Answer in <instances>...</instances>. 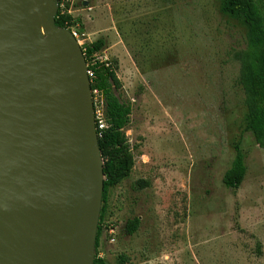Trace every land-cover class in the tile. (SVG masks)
<instances>
[{
	"label": "rangeland",
	"instance_id": "374dc122",
	"mask_svg": "<svg viewBox=\"0 0 264 264\" xmlns=\"http://www.w3.org/2000/svg\"><path fill=\"white\" fill-rule=\"evenodd\" d=\"M264 9V0L259 1ZM222 0H76L131 106L129 178L110 188L98 255L108 264H264V148L242 134L245 175L226 188L246 112L247 26ZM139 227L126 234V221Z\"/></svg>",
	"mask_w": 264,
	"mask_h": 264
},
{
	"label": "water",
	"instance_id": "95a60500",
	"mask_svg": "<svg viewBox=\"0 0 264 264\" xmlns=\"http://www.w3.org/2000/svg\"><path fill=\"white\" fill-rule=\"evenodd\" d=\"M57 9L0 0V264L94 259L103 163L86 60Z\"/></svg>",
	"mask_w": 264,
	"mask_h": 264
},
{
	"label": "trees",
	"instance_id": "16d2710c",
	"mask_svg": "<svg viewBox=\"0 0 264 264\" xmlns=\"http://www.w3.org/2000/svg\"><path fill=\"white\" fill-rule=\"evenodd\" d=\"M58 4L55 16V24L59 28H66L78 18L61 10L59 4L62 0H55ZM260 0H222L221 10L223 14L242 21L247 30L245 33V46L240 51V73L238 82L245 93L246 112L243 118V128L234 142L232 148L235 152L230 167L224 172L222 183L226 188H237L245 175L243 153L240 148L242 134L251 132L256 143L264 148V9ZM105 45L102 38L86 44L82 47L88 64V69L93 71V77H88L91 96L96 90L101 95L106 127L97 130V143L102 158L103 189L101 207L98 217V226L94 243V259L92 264H108L97 253L99 236L105 217L106 203L110 188L129 178L134 157L131 147L125 135V129L130 122L131 106L122 102L115 94L121 87V82L116 75V65L105 66V63H90L93 56L99 53ZM140 224L137 217L126 221L124 230L126 234L133 235ZM127 257L119 256L117 264H126Z\"/></svg>",
	"mask_w": 264,
	"mask_h": 264
},
{
	"label": "built area",
	"instance_id": "2783aa9c",
	"mask_svg": "<svg viewBox=\"0 0 264 264\" xmlns=\"http://www.w3.org/2000/svg\"><path fill=\"white\" fill-rule=\"evenodd\" d=\"M75 1L76 0H62L59 4V7L61 10L63 11L66 10L68 14L73 16ZM66 29L70 31V33L76 39V41L80 44L81 49H82V47L85 46L84 42L86 40L87 34L83 31L81 22L74 21V23L69 25V27H66ZM90 61H91L90 63H96V62L105 63V66H108L109 64L107 57H101L100 55H98V53L95 54L92 60ZM86 69H87L86 70L87 76L92 78L93 71L88 69L87 62H86ZM93 94L94 96L92 98V105H93V115H94L95 129H96V135H97V130L99 131V133H101V130H103L106 127V121H105L102 97L100 94L97 93L96 90L93 91Z\"/></svg>",
	"mask_w": 264,
	"mask_h": 264
},
{
	"label": "bare ground",
	"instance_id": "6f19581e",
	"mask_svg": "<svg viewBox=\"0 0 264 264\" xmlns=\"http://www.w3.org/2000/svg\"><path fill=\"white\" fill-rule=\"evenodd\" d=\"M48 87L54 88V86H53L51 83L48 84ZM54 90L56 91V88H54ZM55 91H54V93H52V94L50 95V98H52V99H54V100H55V94H56Z\"/></svg>",
	"mask_w": 264,
	"mask_h": 264
}]
</instances>
